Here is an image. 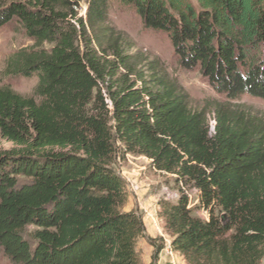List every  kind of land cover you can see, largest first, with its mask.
Masks as SVG:
<instances>
[{"label":"trees","instance_id":"16d2710c","mask_svg":"<svg viewBox=\"0 0 264 264\" xmlns=\"http://www.w3.org/2000/svg\"><path fill=\"white\" fill-rule=\"evenodd\" d=\"M109 1L87 0L84 17L80 0L0 1V27L17 19L36 44L5 73L38 78L34 97L0 87V136L15 146L0 150V254L11 264H142L145 224L124 211L114 170L119 154H135L198 191L207 220L184 188L176 203L159 202L187 264H262L264 119L219 105L212 130L166 71L129 53L108 24ZM116 1L167 33L180 65L227 98L264 99V0Z\"/></svg>","mask_w":264,"mask_h":264},{"label":"rangeland","instance_id":"374dc122","mask_svg":"<svg viewBox=\"0 0 264 264\" xmlns=\"http://www.w3.org/2000/svg\"><path fill=\"white\" fill-rule=\"evenodd\" d=\"M7 1V0H0ZM87 0H80L78 12L86 15ZM108 24L117 32L127 36L132 44L129 51L140 64L142 59L155 63L161 67L169 77L188 95L192 109L208 112V120L213 130L216 123L214 110L219 105H230L245 109L264 119V99L242 96L235 100L227 98L210 83L201 71L186 69L179 63L172 42L167 33L148 30L143 26L138 13L129 6L120 4L116 0L109 1ZM35 41L29 38L17 19L0 27V87L9 86L16 93L24 97H34L38 84L37 77H11L5 73L6 62L15 53L23 49L34 47ZM45 48H50L48 44ZM15 146L0 136V150H9ZM116 174L122 180L128 201L125 212H135L140 215L145 224V235L138 240L137 250L142 264H187L183 257L172 250V237L164 227V220L160 216V201L176 203L181 189L189 195L192 214L207 220L209 215L199 207L198 191L178 185L175 176L166 175L155 170L151 161L140 155L119 154L114 164ZM36 228L28 227L25 238L35 245L34 233ZM152 241V243L150 242ZM156 246L164 249L156 261L153 257ZM0 264H11L0 254ZM264 264V260L262 261Z\"/></svg>","mask_w":264,"mask_h":264}]
</instances>
